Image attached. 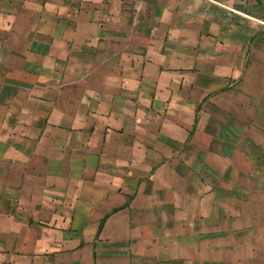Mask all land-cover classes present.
<instances>
[{
    "label": "crops",
    "instance_id": "1",
    "mask_svg": "<svg viewBox=\"0 0 264 264\" xmlns=\"http://www.w3.org/2000/svg\"><path fill=\"white\" fill-rule=\"evenodd\" d=\"M0 264H264V0H0Z\"/></svg>",
    "mask_w": 264,
    "mask_h": 264
}]
</instances>
